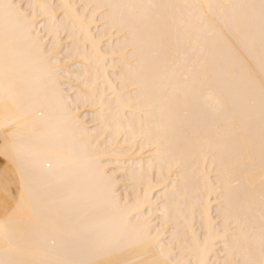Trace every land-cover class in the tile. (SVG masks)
Instances as JSON below:
<instances>
[{
	"label": "bare ground",
	"instance_id": "bare-ground-1",
	"mask_svg": "<svg viewBox=\"0 0 264 264\" xmlns=\"http://www.w3.org/2000/svg\"><path fill=\"white\" fill-rule=\"evenodd\" d=\"M259 3L0 0V259L259 260Z\"/></svg>",
	"mask_w": 264,
	"mask_h": 264
},
{
	"label": "snow or ice",
	"instance_id": "snow-or-ice-1",
	"mask_svg": "<svg viewBox=\"0 0 264 264\" xmlns=\"http://www.w3.org/2000/svg\"><path fill=\"white\" fill-rule=\"evenodd\" d=\"M5 9V21L7 28V21L9 18L18 24L23 25L24 27L31 29V23L29 22V16L24 11L23 5L16 4H6L3 5ZM208 7H212L209 5ZM241 7L256 9L259 8L260 15V27H261V79H260V90H261V121H262V150H264V0H260L259 5H242ZM43 55V52H40ZM51 61L49 60V63ZM0 156H3L6 163L3 164V171L5 176V182L3 184V190L5 192V199L0 202V210H3L7 217L15 215V209L12 208L11 201L7 198L9 183L13 181L14 177L10 175L11 170L15 167L16 172L19 175V187H20V200L24 198V194L27 190L26 185V176L25 170L22 162L8 152L7 147L0 151ZM19 207V203L17 204ZM264 218V217H262ZM259 249H260V259H248L244 261V264H264V223L261 225L260 240H259ZM0 264H23L22 261L15 259H0ZM81 264H114L113 261L108 259H95L91 261L81 262ZM225 264H228L226 261Z\"/></svg>",
	"mask_w": 264,
	"mask_h": 264
}]
</instances>
